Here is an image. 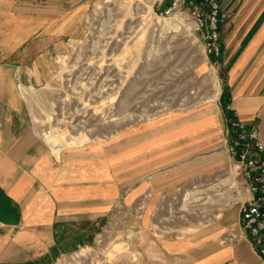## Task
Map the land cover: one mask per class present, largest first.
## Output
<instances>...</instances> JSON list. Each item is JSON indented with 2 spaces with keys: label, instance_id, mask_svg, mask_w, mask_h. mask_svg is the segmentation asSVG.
<instances>
[{
  "label": "crops",
  "instance_id": "0c3cea01",
  "mask_svg": "<svg viewBox=\"0 0 264 264\" xmlns=\"http://www.w3.org/2000/svg\"><path fill=\"white\" fill-rule=\"evenodd\" d=\"M93 1L0 0V264H52L91 243L134 200L143 207L137 224L145 260L146 199L157 214L164 199L187 196L195 175L225 168L227 144L217 133L227 121L253 127L264 141V0H214L223 14L214 59L225 71L230 119L202 111L179 127L143 125L53 154L31 114L32 103L47 96L34 90L54 69L51 55L65 53V39L82 37ZM220 186L209 191H226ZM230 191L247 196L237 185ZM216 212L182 237L155 240L153 263L260 264L242 238L238 205Z\"/></svg>",
  "mask_w": 264,
  "mask_h": 264
},
{
  "label": "rangeland",
  "instance_id": "374dc122",
  "mask_svg": "<svg viewBox=\"0 0 264 264\" xmlns=\"http://www.w3.org/2000/svg\"><path fill=\"white\" fill-rule=\"evenodd\" d=\"M189 27L156 17L150 0H94L83 15L82 37L65 39V53L51 55L54 69L46 84L33 89L47 96L32 103L31 114L41 133L57 132L56 138L47 136L50 146L59 151L143 125L172 121L179 127L202 111L224 113L225 71L204 55L199 35ZM200 132L195 129V137ZM217 141H224L223 131ZM220 184L226 191H209ZM188 187L187 196L164 199L157 214L146 199L145 260L139 245L143 229L137 224L143 207L134 200L119 208L112 226L100 229L91 243L52 264H154L155 240L182 237L215 220L219 206L236 202L228 192L233 184L227 164L200 172Z\"/></svg>",
  "mask_w": 264,
  "mask_h": 264
},
{
  "label": "built area",
  "instance_id": "2783aa9c",
  "mask_svg": "<svg viewBox=\"0 0 264 264\" xmlns=\"http://www.w3.org/2000/svg\"><path fill=\"white\" fill-rule=\"evenodd\" d=\"M154 15L159 19L177 20L182 26L199 35L206 57L220 55L219 26L223 18L214 0H150ZM228 110L229 107L226 106ZM56 136L55 130H47L41 137L46 141ZM229 179L233 185L244 188L246 197H236L242 238L253 247L260 264H264V141L258 132L237 120L227 121L224 128ZM235 197V196H234ZM1 226V225H0Z\"/></svg>",
  "mask_w": 264,
  "mask_h": 264
},
{
  "label": "trees",
  "instance_id": "16d2710c",
  "mask_svg": "<svg viewBox=\"0 0 264 264\" xmlns=\"http://www.w3.org/2000/svg\"><path fill=\"white\" fill-rule=\"evenodd\" d=\"M224 96L222 97V103H223V110L225 112V115H226V118L227 119H230L232 117V115L230 114V112L226 109V105L227 103L229 102L228 101V91H227V87L225 85V88H224Z\"/></svg>",
  "mask_w": 264,
  "mask_h": 264
},
{
  "label": "bare ground",
  "instance_id": "6f19581e",
  "mask_svg": "<svg viewBox=\"0 0 264 264\" xmlns=\"http://www.w3.org/2000/svg\"><path fill=\"white\" fill-rule=\"evenodd\" d=\"M57 136H54V138H56ZM47 138V137H46ZM48 143L50 144V139H49V141H48ZM57 145H59L58 143H57ZM54 150V149H53ZM61 150V149H60ZM59 150V151H60ZM56 151V150H55ZM58 152V151H57Z\"/></svg>",
  "mask_w": 264,
  "mask_h": 264
}]
</instances>
